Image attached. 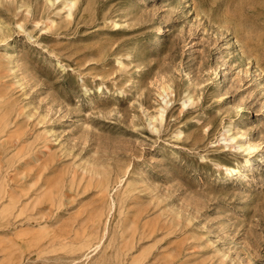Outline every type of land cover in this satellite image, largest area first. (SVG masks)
<instances>
[{"label": "rangeland", "instance_id": "obj_1", "mask_svg": "<svg viewBox=\"0 0 264 264\" xmlns=\"http://www.w3.org/2000/svg\"><path fill=\"white\" fill-rule=\"evenodd\" d=\"M0 264H264V0H0Z\"/></svg>", "mask_w": 264, "mask_h": 264}, {"label": "bare ground", "instance_id": "obj_2", "mask_svg": "<svg viewBox=\"0 0 264 264\" xmlns=\"http://www.w3.org/2000/svg\"><path fill=\"white\" fill-rule=\"evenodd\" d=\"M133 5H135V3L133 2V4H132V6ZM130 10H132V9H130ZM161 32V30H159V33ZM158 40H160V37L158 38ZM155 43V42H154ZM153 43V44H154ZM240 147H242L243 148V150L245 151V152H249V151H251V150H253L256 146L254 145V144H246L245 146H240ZM253 157H256V155H254ZM227 170H228V177H232V179L234 178V176H236L238 173H239V170H240V167H237V168H232V169H230V168H227Z\"/></svg>", "mask_w": 264, "mask_h": 264}]
</instances>
